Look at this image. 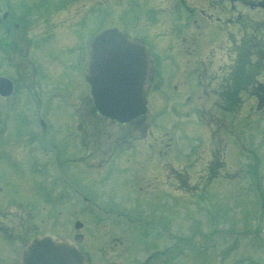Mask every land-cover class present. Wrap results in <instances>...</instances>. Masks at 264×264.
I'll use <instances>...</instances> for the list:
<instances>
[{
    "label": "rangeland",
    "instance_id": "1",
    "mask_svg": "<svg viewBox=\"0 0 264 264\" xmlns=\"http://www.w3.org/2000/svg\"><path fill=\"white\" fill-rule=\"evenodd\" d=\"M235 6L232 16L229 3L220 0L55 2L51 14L72 30L69 39L86 15V64L91 39L109 26L144 38L158 55L160 89L149 97L144 116L127 124L100 116L86 82L85 93L75 90L74 104L67 107L75 111L72 119L53 122L54 138L69 125L71 143L86 144H75V161L68 160L73 183L91 202L83 210L82 199L75 197L76 211L68 215L74 233L86 235L94 262L101 257L97 254L109 253L111 263L129 264L114 237L121 236L139 260L162 246L169 247L170 264H264V50L256 54L252 47L264 48V9ZM245 32L253 41L239 46ZM242 54L248 55L250 70L230 82L231 63ZM69 73L76 81L74 70ZM225 85L235 91L234 100L220 93ZM0 118L5 126V116ZM45 137L47 145L52 143V136ZM62 145L50 146H59V153H51L62 156ZM117 146V164L106 167L104 157ZM5 150L0 147V155L7 156ZM15 153L20 156L22 149ZM33 154L43 157L40 149ZM44 168L33 175L16 172L0 159V205H11L2 209H13L6 220L18 221V199L25 196L28 208L35 205L33 233L53 228L63 235L67 213L58 215L55 226L51 213L36 206L49 192L41 185L39 191L36 182L43 179L52 188L51 173ZM17 178L29 187L21 185L18 196L10 198ZM78 220L84 230L75 228Z\"/></svg>",
    "mask_w": 264,
    "mask_h": 264
},
{
    "label": "flooded vegetation",
    "instance_id": "2",
    "mask_svg": "<svg viewBox=\"0 0 264 264\" xmlns=\"http://www.w3.org/2000/svg\"><path fill=\"white\" fill-rule=\"evenodd\" d=\"M57 0H0V65L3 75L8 77L13 84V92L7 96H0V116H5L4 137L8 140L4 144L5 152L12 153L2 155L8 167H12L16 172L30 173L33 175L39 168L45 166V171L51 173V189L45 186L44 180L39 179L35 186L40 191V185L46 193L44 203L36 205L41 210H48L51 218H54L55 226H58V215L67 213V220L61 223L63 235H58L52 228L55 237L67 239L76 243L84 255V264H115L109 253H100L97 262H94V254L86 251V235L76 236L73 228L69 226V213H75L74 204L76 185L73 183L70 160L75 144L71 143L69 125H66V133L53 137V122H67L72 119L74 110H70L75 101L74 91L85 89L84 70L86 65V17L78 19L75 28V38H68L69 30L63 24L57 22V17L52 11L55 9ZM228 2L232 8L235 4H244L253 8H264V0H222ZM241 16V15H239ZM255 53L261 52L262 47L255 45ZM261 49V50H260ZM232 64V73L233 65ZM70 70H74L75 79L70 75ZM233 80V78L231 79ZM230 80V82H231ZM77 88H76V87ZM220 93L228 94L227 88L220 89ZM59 101L61 103H59ZM1 120V118H0ZM60 127V126H59ZM63 126H61L62 128ZM76 132V131H75ZM77 133H80L78 131ZM45 134L52 136V143L47 145ZM6 141V140H5ZM61 150H66L62 156L53 155L52 150L58 152V148L50 147L60 145ZM85 144V145H83ZM22 149V154L16 156V149ZM37 149H40L43 157L36 156ZM101 149L96 147L95 150ZM105 152H107L105 150ZM33 154V155H32ZM72 157L70 160H68ZM104 157V156H103ZM105 162L109 165L111 157H105ZM25 165V167H24ZM26 165L27 170H26ZM66 167L65 170L63 167ZM34 167H37L35 170ZM47 176V175H46ZM45 179L49 176L46 177ZM22 180V179H21ZM17 178L14 182L16 192L7 195L16 198L17 191L21 185L26 190L29 185L20 182ZM43 180V181H42ZM21 183V184H20ZM3 191V188H0ZM78 191V188H77ZM86 206V195H80ZM25 196H19V220H6L5 213L12 212L10 208L4 213V208L11 205H0V264H19L22 252L30 241L39 234L33 233L37 228L35 220V205L28 208ZM69 214V215H68ZM85 229V228H84ZM118 241L122 244L121 256L129 264H170L169 257L166 258V249L159 252L150 253L147 258L139 260V256L133 253L132 247L121 237ZM117 240V239H116ZM113 248V247H112ZM115 254H113L114 256ZM110 257V258H109Z\"/></svg>",
    "mask_w": 264,
    "mask_h": 264
},
{
    "label": "water",
    "instance_id": "3",
    "mask_svg": "<svg viewBox=\"0 0 264 264\" xmlns=\"http://www.w3.org/2000/svg\"><path fill=\"white\" fill-rule=\"evenodd\" d=\"M86 75L97 109L120 122L146 111V94L153 75L152 61L143 41L109 28L90 46ZM0 78V91L6 83ZM77 247L53 238H36L24 251L21 264H83Z\"/></svg>",
    "mask_w": 264,
    "mask_h": 264
},
{
    "label": "bare ground",
    "instance_id": "4",
    "mask_svg": "<svg viewBox=\"0 0 264 264\" xmlns=\"http://www.w3.org/2000/svg\"><path fill=\"white\" fill-rule=\"evenodd\" d=\"M253 36H251V34H249V33H247V34H245V36L243 37V41L240 43V46L242 45V43L243 44H248V43H250L251 42V40L253 41V38H252ZM255 45L256 46H258L257 44H254L252 47H255ZM261 50V49H260ZM263 51V50H262ZM232 78H234V75H230L229 76V78H228V80H231ZM226 80H227V77H226ZM43 238H45L46 239V237H43ZM54 241L55 242H58V243H60V240L58 241V240H55L54 239Z\"/></svg>",
    "mask_w": 264,
    "mask_h": 264
}]
</instances>
